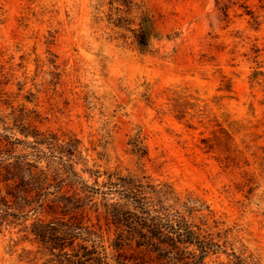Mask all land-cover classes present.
I'll return each mask as SVG.
<instances>
[{"label": "rangeland", "instance_id": "374dc122", "mask_svg": "<svg viewBox=\"0 0 264 264\" xmlns=\"http://www.w3.org/2000/svg\"><path fill=\"white\" fill-rule=\"evenodd\" d=\"M34 133L81 201L0 222V264H46L29 226L72 215L92 232L76 244L123 261L107 209L118 177L164 187L207 245L153 264H264V0H0V139Z\"/></svg>", "mask_w": 264, "mask_h": 264}, {"label": "trees", "instance_id": "16d2710c", "mask_svg": "<svg viewBox=\"0 0 264 264\" xmlns=\"http://www.w3.org/2000/svg\"><path fill=\"white\" fill-rule=\"evenodd\" d=\"M142 21L144 26L139 29L142 31L152 29L149 17H143ZM26 127L29 126H25L22 122V128ZM24 134L27 136V131ZM40 136V133L32 135L35 139L34 144H27L18 139L8 142L6 136L0 139V171L3 172L2 182L7 185L5 194L0 190V222L2 223L11 225L21 219L25 222L27 214L31 211L39 213L45 208L60 209L59 204L63 203L62 207L75 206L81 201L80 198H75V195H67L66 191H62L64 184L73 186L80 184L72 166L59 158V161H62V168L65 169L63 170L65 177L61 179L58 176L60 170L54 169L53 163L49 164L46 161L48 160L46 154L40 149L43 142ZM18 144L29 148V151L13 155L11 149ZM4 147H9V151L4 150ZM51 151L53 152V148ZM43 161L46 164L40 166ZM108 188V192L115 197V202L108 204V216L120 230L117 235L118 244L114 246L121 251L120 256H125L123 261H118L116 264H153L152 254H156L157 257L171 249L179 255L183 253L180 250L181 245H191L193 242H198L201 250L205 252L206 243L198 241V236L182 216L178 212L171 213L164 208L163 199H167V195L171 194L164 190V187L158 189L150 185L144 187L136 185L132 178L118 177L114 183L108 180ZM26 208L30 209L25 211ZM82 220L83 217L72 215L67 221L62 218H53L48 222L38 219L29 226V234L51 257L46 260V264L50 262L102 264L101 255L104 254L98 252L95 246L76 244L77 240L88 242L89 236L92 235L91 230L82 224ZM23 229L27 230V227ZM136 240H141L142 243L136 244ZM132 242L135 244V249L128 257H134V262L126 263L128 261L126 253L132 250ZM155 257L154 259L157 260Z\"/></svg>", "mask_w": 264, "mask_h": 264}]
</instances>
